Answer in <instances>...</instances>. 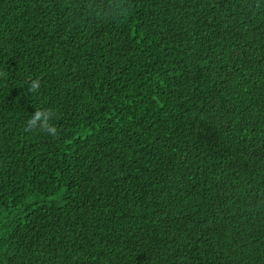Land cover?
Instances as JSON below:
<instances>
[{
	"label": "trees",
	"instance_id": "16d2710c",
	"mask_svg": "<svg viewBox=\"0 0 264 264\" xmlns=\"http://www.w3.org/2000/svg\"><path fill=\"white\" fill-rule=\"evenodd\" d=\"M0 264H264V0H0Z\"/></svg>",
	"mask_w": 264,
	"mask_h": 264
},
{
	"label": "clouds",
	"instance_id": "9594fccd",
	"mask_svg": "<svg viewBox=\"0 0 264 264\" xmlns=\"http://www.w3.org/2000/svg\"><path fill=\"white\" fill-rule=\"evenodd\" d=\"M40 88L39 78L32 79L29 83L28 90L36 92ZM53 110L51 109H36L26 122V130L41 129L46 131L51 136H56L58 129L52 123Z\"/></svg>",
	"mask_w": 264,
	"mask_h": 264
}]
</instances>
